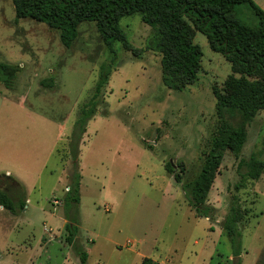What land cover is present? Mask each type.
Returning a JSON list of instances; mask_svg holds the SVG:
<instances>
[{
  "label": "rangeland",
  "instance_id": "rangeland-1",
  "mask_svg": "<svg viewBox=\"0 0 264 264\" xmlns=\"http://www.w3.org/2000/svg\"><path fill=\"white\" fill-rule=\"evenodd\" d=\"M245 9L240 16L252 24ZM121 27L145 50L152 28L141 16L123 18ZM79 33L66 48L58 30L16 20L12 1L0 0V62L22 70L13 91L0 85V188L16 202L22 183L27 192L23 211L0 207V264H81L67 242L73 219L87 264H236L221 228L234 196L246 211L241 264H264V174L237 192L245 170L233 152L218 148L233 130H243L241 159L264 161V111L251 119L218 110L212 88L222 89L232 73L224 56L197 33L199 80L176 92L162 83L159 54L135 57L119 43L111 54L93 23L80 25ZM102 64H113V71L80 145V204L71 205L70 139ZM51 80V87L42 85ZM216 156L220 164L207 202L215 214L209 220L196 217L182 185ZM169 163L175 174L182 172L181 184L167 172Z\"/></svg>",
  "mask_w": 264,
  "mask_h": 264
},
{
  "label": "trees",
  "instance_id": "trees-1",
  "mask_svg": "<svg viewBox=\"0 0 264 264\" xmlns=\"http://www.w3.org/2000/svg\"><path fill=\"white\" fill-rule=\"evenodd\" d=\"M16 11V20L31 19L44 23L60 32V41L71 48L79 38V27L84 23L95 24L111 54L119 43L127 52L141 57L144 51L161 56L162 83L176 92H183L194 86L202 71L203 52L195 43L197 33L205 35L211 50L224 56L231 66V74L223 88L213 87L217 108L238 110L246 117L255 118L264 111V10L254 0H11ZM245 7V8H243ZM242 9L252 13V24L244 22ZM139 15L144 24L152 28L145 50L136 48L121 27L123 18ZM115 57V56H114ZM116 58L114 59L115 62ZM113 64H102L94 94L86 103L75 122L70 139L71 174L67 204H80L82 176L79 172L80 145L87 132V126L98 113L105 88L108 86ZM22 70L18 64L0 62V85L14 90ZM54 80L44 81V87H51ZM244 146L243 130H233L218 148L225 147L240 160L244 169L243 182L235 186L239 192L245 181H257L264 174V161L251 157L241 159ZM219 157L206 160L202 171L192 181L182 185L188 205L196 217L213 220L214 207L208 202L209 193L219 169ZM173 164L166 165L176 183L183 182L182 172L175 174ZM5 176V175H4ZM12 178L15 182L16 179ZM16 194V202L0 188V206L13 214L26 207V188ZM246 216L238 198L234 196L228 214L221 228L231 245L236 264H241L242 232L240 224ZM75 219L67 225V242L79 255L80 263L87 264L88 255L76 243L79 229ZM144 264H157L145 259Z\"/></svg>",
  "mask_w": 264,
  "mask_h": 264
},
{
  "label": "crops",
  "instance_id": "crops-1",
  "mask_svg": "<svg viewBox=\"0 0 264 264\" xmlns=\"http://www.w3.org/2000/svg\"><path fill=\"white\" fill-rule=\"evenodd\" d=\"M254 2L257 4V5H259L263 10H264V0H254ZM7 175L9 176V177H13V178H15V179H17L18 181H20L21 183H22V181L19 179V178H17V177H15L13 174H11V172H7ZM23 184V183H22ZM24 185V184H23ZM25 186V185H24ZM26 188V187H25ZM80 195H81V188H80ZM1 207V206H0ZM1 209H3L2 207H1ZM66 223H67V220L65 219L64 220V225H66ZM45 232H47V233H49V235H50V231L49 230H45ZM241 258H242V256H241Z\"/></svg>",
  "mask_w": 264,
  "mask_h": 264
},
{
  "label": "built area",
  "instance_id": "built-area-1",
  "mask_svg": "<svg viewBox=\"0 0 264 264\" xmlns=\"http://www.w3.org/2000/svg\"><path fill=\"white\" fill-rule=\"evenodd\" d=\"M67 191H69V189H68ZM54 204H58V200H55V201H54Z\"/></svg>",
  "mask_w": 264,
  "mask_h": 264
}]
</instances>
